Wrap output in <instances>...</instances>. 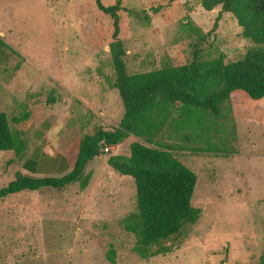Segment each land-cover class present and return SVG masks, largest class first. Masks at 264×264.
<instances>
[{"label": "rangeland", "instance_id": "1", "mask_svg": "<svg viewBox=\"0 0 264 264\" xmlns=\"http://www.w3.org/2000/svg\"><path fill=\"white\" fill-rule=\"evenodd\" d=\"M123 7L134 11L120 12L118 35L129 74L186 63L194 53L204 60L222 54L231 62L253 47L229 13L220 7L205 11L200 0H123ZM0 31L16 53L4 51L0 59V111L20 115L29 93L37 92V101L55 97L54 104L36 113L39 127L32 124L25 131L26 156L48 151L43 136L56 126L70 150L71 165L77 139L97 127H116L123 114L115 90L106 109L110 124L100 118L85 130L84 120L92 113H84L81 103L67 99L62 89L63 80L79 77L98 76L102 86L113 82L109 19L99 14L93 0H0ZM17 63L26 64L22 77L32 83L13 80ZM74 86L72 92L82 96ZM183 134L166 128L155 144L128 137L86 164L84 189L74 183L59 191L44 187L0 200V264H109V251L114 252L113 264H256L264 257V100L235 91L219 118L208 116L188 140ZM132 142L150 148L170 145L172 154L196 175L191 206L200 211L197 221L150 249L168 252L146 259L133 251L134 236L123 228V219L135 211L133 181L106 162L112 155L128 156ZM12 158L11 152H0V188L23 172L19 163H7Z\"/></svg>", "mask_w": 264, "mask_h": 264}, {"label": "trees", "instance_id": "2", "mask_svg": "<svg viewBox=\"0 0 264 264\" xmlns=\"http://www.w3.org/2000/svg\"><path fill=\"white\" fill-rule=\"evenodd\" d=\"M93 1L99 14L111 23L112 42L108 48L115 74L111 87L117 90L123 114L116 127L109 130L97 127L81 136L73 165L64 175L54 178L17 172L12 181L0 188V200L44 187L59 191L74 183L84 189L89 180L88 174L83 175L86 164L103 154L106 146H117L130 136L155 144L166 128H175L188 140L189 132L201 128L208 116L213 119L221 116V108L233 92L242 91L249 99L264 100V0H200L205 11L220 7V12L229 13L240 27L241 36L253 44L241 59L225 62V57L219 54L204 60L194 53L189 62L134 74L127 72L126 52L118 39L120 12L132 15L134 11L126 10L123 0L111 4ZM187 25L196 32L189 22ZM9 50L0 38V59ZM8 53L16 56L15 51ZM20 64L14 65L15 71ZM35 97H39L37 92L29 93L27 98ZM35 99V102L27 100L22 113L10 119L0 112V152L13 154L8 164L25 165L28 148L25 131L38 111L56 102L52 95L44 101ZM171 150L174 149L170 145L150 148L132 142L128 156L112 155L106 161L118 175L133 181L135 211L123 219V228L134 236L133 251L143 259L168 252L165 248L150 249L180 233L185 225H193L199 217V209L191 206L196 175ZM61 166V172L68 169L64 161ZM107 260L114 263L113 251H109ZM256 264H264V257Z\"/></svg>", "mask_w": 264, "mask_h": 264}, {"label": "crops", "instance_id": "3", "mask_svg": "<svg viewBox=\"0 0 264 264\" xmlns=\"http://www.w3.org/2000/svg\"><path fill=\"white\" fill-rule=\"evenodd\" d=\"M0 32H1L0 35L3 34V31H0ZM25 66H26V64L21 63L18 70H16L14 72L15 75L13 76V80H15L16 78L19 77L20 78V79H18L19 84H23V85L32 83L30 77H22L23 72H25L28 69ZM99 80L100 79H98V76H97V78L96 79L94 78V80H93V78L91 79L89 77H79L77 80H75V78H73L72 80L69 79L67 82L64 80L62 81L63 93H65V95H67V99H70V98L77 99L81 103L82 108H84L83 109L84 113L85 112L92 113L88 117V119L84 120V124H83L84 127L83 128L85 130H86V128L92 126L96 122H99L100 118L103 121L108 122L109 124L112 121V119L110 117L111 114L109 112H107L106 109L108 107L109 95H112L113 91H115V89L111 87V84H107V83H106L107 85L102 86L101 82ZM66 84H68V86H66ZM76 84L78 85V89H80V91H81L80 93L82 94V96L75 95L72 92V90L76 91L75 90L76 86H74ZM3 113H5V112H3ZM40 114H42V112L39 113L38 115L40 116ZM6 116L8 119L11 118L7 114H6ZM73 118H74V115H73ZM34 121H35V123H34ZM32 124H35L36 128L39 127V125H38L39 123L36 122V114H35V117H34ZM27 125H28V123H27ZM18 127H20V126H18ZM48 129L49 130L47 131V134H45L43 136L44 141L48 145V151L40 150L36 154V156H33V157L27 156V158L25 160L26 161L25 165L23 167H21V165H20V167L23 171V172H19L21 175H29V176L41 175V177H45V176H42L44 174L64 175L66 172H68L71 169L73 163L70 165L68 163V159H67V154L70 152V150L66 146V144L64 142H62L61 139L59 138V135H58L59 134V128H57L55 126L51 129L49 127ZM80 138L77 139V141H75V143H76L75 148L72 151L73 152V156H72L73 162L75 160V156L77 153L78 143H79ZM71 146H73V144ZM50 151H52V153ZM56 155H57V157H56ZM43 158H44V161H43ZM62 161H64L65 164L68 166V169L64 172H61L63 169V167L61 166ZM46 177H49V176H46Z\"/></svg>", "mask_w": 264, "mask_h": 264}, {"label": "built area", "instance_id": "4", "mask_svg": "<svg viewBox=\"0 0 264 264\" xmlns=\"http://www.w3.org/2000/svg\"><path fill=\"white\" fill-rule=\"evenodd\" d=\"M113 147H114V146H106V147L103 149V153H109L110 150H113Z\"/></svg>", "mask_w": 264, "mask_h": 264}]
</instances>
